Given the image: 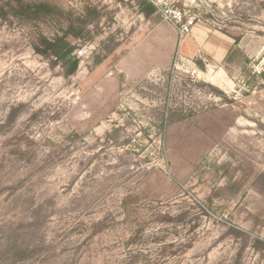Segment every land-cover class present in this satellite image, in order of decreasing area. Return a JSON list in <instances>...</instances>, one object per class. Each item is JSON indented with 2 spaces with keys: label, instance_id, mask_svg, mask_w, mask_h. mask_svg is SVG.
Instances as JSON below:
<instances>
[{
  "label": "rangeland",
  "instance_id": "1",
  "mask_svg": "<svg viewBox=\"0 0 264 264\" xmlns=\"http://www.w3.org/2000/svg\"><path fill=\"white\" fill-rule=\"evenodd\" d=\"M26 1L58 10L0 14V264H264V0Z\"/></svg>",
  "mask_w": 264,
  "mask_h": 264
},
{
  "label": "trees",
  "instance_id": "2",
  "mask_svg": "<svg viewBox=\"0 0 264 264\" xmlns=\"http://www.w3.org/2000/svg\"><path fill=\"white\" fill-rule=\"evenodd\" d=\"M14 4L10 5L11 10H5L0 8V14H13L19 18L31 20L37 19L41 16L54 15L58 10L57 7H53L47 2H34L26 0H15ZM143 12L152 14L157 10V6L145 0L142 4ZM36 51L42 55H53L57 61H59L65 68L66 75L74 74L79 67L80 59L76 56H72L74 47L67 42L66 36H56L55 38H48L45 35L42 36V40L39 45H36ZM100 62V61H99Z\"/></svg>",
  "mask_w": 264,
  "mask_h": 264
}]
</instances>
